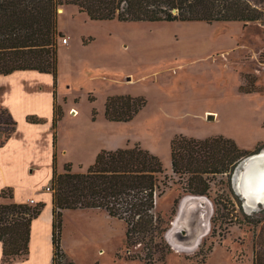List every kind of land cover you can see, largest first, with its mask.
Listing matches in <instances>:
<instances>
[{
	"label": "rangeland",
	"instance_id": "1",
	"mask_svg": "<svg viewBox=\"0 0 264 264\" xmlns=\"http://www.w3.org/2000/svg\"><path fill=\"white\" fill-rule=\"evenodd\" d=\"M247 1L264 12V0ZM60 9L58 28L70 44L59 41L57 83L42 73L53 81H26L56 93L62 106L56 133L68 151L58 172H65V160L72 172L86 173L99 153L91 161L88 155L99 147L140 144L162 160L170 179L156 213L167 221L165 237L173 250L156 264H254L264 244V203L248 209L235 186L252 156L232 173L205 176L206 197L187 195L189 176L173 172L171 141L178 134L224 136L252 152L264 144V91H241L264 89V24L92 21L75 5ZM114 95L142 96L147 105L130 122H112L105 106ZM37 169L33 179L43 182L49 170L43 164ZM184 197L196 209L193 215L184 209L177 223L174 202ZM125 232V222L105 212L67 211L62 245L75 264H144L127 259L144 250L127 248Z\"/></svg>",
	"mask_w": 264,
	"mask_h": 264
},
{
	"label": "trees",
	"instance_id": "2",
	"mask_svg": "<svg viewBox=\"0 0 264 264\" xmlns=\"http://www.w3.org/2000/svg\"><path fill=\"white\" fill-rule=\"evenodd\" d=\"M64 5H75L92 21L120 22H261L264 12L247 0H0V75L33 70L51 74L58 79L59 41L64 37L58 28V11ZM247 76V83L250 82ZM245 93L264 91L253 86ZM54 94V145L57 143V124L63 109ZM147 105L146 98L132 95H114L107 99L105 116L112 122H130ZM33 124L45 119L31 115ZM17 123L10 113L0 107V141L2 146L13 135ZM240 148L224 136L205 139L175 135L171 141L173 172L188 175L187 193L207 196L210 184L205 176L228 174L243 159L258 153ZM258 151V152H257ZM263 151V150H261ZM57 152L53 158L50 184L53 196L52 264H75L62 245L65 210L99 209L126 224L125 244L142 246L144 255H127L129 260L144 264L164 262L173 250L166 240L167 221L156 213L157 200L169 187V177L162 160L140 144L134 147L103 149L86 173L72 172L65 165L59 173ZM3 197H13L9 188ZM179 199L173 213L179 208ZM45 203L0 204V243L2 264L27 260L30 254L32 224ZM178 213V212H177ZM177 215V214H176ZM176 217V216H175ZM259 252V251H258ZM254 264H264V244Z\"/></svg>",
	"mask_w": 264,
	"mask_h": 264
},
{
	"label": "crops",
	"instance_id": "3",
	"mask_svg": "<svg viewBox=\"0 0 264 264\" xmlns=\"http://www.w3.org/2000/svg\"><path fill=\"white\" fill-rule=\"evenodd\" d=\"M63 35L66 36V34ZM69 44L70 41L63 45ZM28 78H34L36 81L52 80L51 76H43L33 70L17 71L6 76L0 75V107L5 108L17 123L13 135L0 146V204L29 203L31 199L35 200L36 204L45 203L43 212L32 224L28 259L18 260L14 264H52L53 196L47 188L50 187L52 180L54 153L57 152V165L59 167L60 156L66 155L68 150L59 142L58 136L57 143L54 145L52 121L55 100L53 91L44 93L42 88L38 89L36 85H33L32 88L29 87V84L26 83ZM31 115L45 119V123L33 124L28 122L27 118ZM3 137L4 135L0 133V141ZM96 138L99 140L98 137ZM92 141H94L93 138ZM114 145L107 150L117 149L113 148ZM101 150H103L102 147H99L91 151L88 155V161L93 160ZM63 162L69 163L65 160ZM42 164L47 166L49 174L46 175L43 182L37 183L32 174ZM9 188L13 191V197H3L2 192ZM186 198L181 200V204L184 201L188 202ZM242 199L244 198L242 197ZM244 201L247 204L245 199ZM258 204L263 203L252 205L251 209ZM86 210H93L98 214L105 212L109 219H114L103 210ZM67 211L73 210H65L64 218ZM1 260L2 244L0 243V264H2Z\"/></svg>",
	"mask_w": 264,
	"mask_h": 264
},
{
	"label": "bare ground",
	"instance_id": "4",
	"mask_svg": "<svg viewBox=\"0 0 264 264\" xmlns=\"http://www.w3.org/2000/svg\"><path fill=\"white\" fill-rule=\"evenodd\" d=\"M260 153L262 154L253 157L247 162L235 178V186H237L239 193L247 201L246 206L248 209H251V206L257 203H264V150ZM158 203L157 200V205ZM187 206L185 201L182 202L180 212L176 217L177 223ZM189 212L192 214L193 211Z\"/></svg>",
	"mask_w": 264,
	"mask_h": 264
},
{
	"label": "water",
	"instance_id": "5",
	"mask_svg": "<svg viewBox=\"0 0 264 264\" xmlns=\"http://www.w3.org/2000/svg\"><path fill=\"white\" fill-rule=\"evenodd\" d=\"M209 119H214V116L213 115H209ZM262 153H259V154H256V155H252V157L251 158H249V160L247 161V162H249L251 159H253V157H255V156H258V155H261ZM247 162H245V164H247ZM200 197H206V196H200ZM180 205H181V203H180ZM180 208H181V206H180ZM186 211V210H185ZM180 212V211H179ZM207 213H206V211H205V215H206ZM178 215V214H177ZM177 215H176V217H177ZM176 234V233H175ZM176 237V236H175ZM177 238H178V236H177ZM176 238V239H177ZM168 240V239H167ZM169 242H170V240H168ZM171 243V242H170ZM172 244V243H171Z\"/></svg>",
	"mask_w": 264,
	"mask_h": 264
},
{
	"label": "flooded vegetation",
	"instance_id": "6",
	"mask_svg": "<svg viewBox=\"0 0 264 264\" xmlns=\"http://www.w3.org/2000/svg\"><path fill=\"white\" fill-rule=\"evenodd\" d=\"M191 195H192V194H191ZM194 196H196V195H194ZM194 202H195V201H194ZM180 203H181V202H180ZM187 205H188V206H187V208H186V209L190 208V211H192L191 209H196L195 207H191V206H190L191 204H190L189 202L187 203ZM179 207H180V205H179ZM178 211H179V208H178ZM187 212H188V213H190V212H189V210H188ZM177 214H178V213H177ZM193 214H194V213L192 212V215H193ZM180 224H181V227H182V221H181V223H180ZM184 225H185V224H183V226H184ZM188 227H189V226H188V225H186L184 228H186V229H187ZM182 229H183V227H182Z\"/></svg>",
	"mask_w": 264,
	"mask_h": 264
},
{
	"label": "built area",
	"instance_id": "7",
	"mask_svg": "<svg viewBox=\"0 0 264 264\" xmlns=\"http://www.w3.org/2000/svg\"><path fill=\"white\" fill-rule=\"evenodd\" d=\"M63 43H64V44H68V39L63 38ZM47 190H48L49 192H51V188H50V187H48ZM29 203H30V204H33V205L36 204V203H35V200H33V199H31V200L29 201Z\"/></svg>",
	"mask_w": 264,
	"mask_h": 264
}]
</instances>
